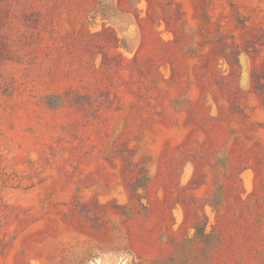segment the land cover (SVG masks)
I'll use <instances>...</instances> for the list:
<instances>
[{"label":"rangeland","instance_id":"1","mask_svg":"<svg viewBox=\"0 0 264 264\" xmlns=\"http://www.w3.org/2000/svg\"><path fill=\"white\" fill-rule=\"evenodd\" d=\"M0 264H264V0H0Z\"/></svg>","mask_w":264,"mask_h":264}]
</instances>
